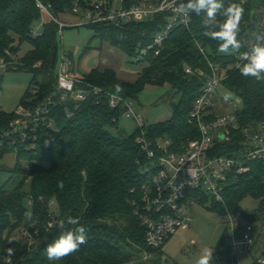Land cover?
Instances as JSON below:
<instances>
[{"label": "trees", "instance_id": "trees-1", "mask_svg": "<svg viewBox=\"0 0 264 264\" xmlns=\"http://www.w3.org/2000/svg\"><path fill=\"white\" fill-rule=\"evenodd\" d=\"M37 1L50 5L52 15L62 21L71 14L75 3L83 0H0V56L11 62L7 51L19 58L24 44L32 46L19 58V64L10 65L6 70L32 75L26 100L22 102L30 109L55 92L61 50L59 25L38 9ZM143 1L124 0V5L129 8ZM224 3L226 6L242 4L240 0H224ZM242 6L245 14L238 36L239 52H218V43L204 35L214 25L208 24L204 14L191 13L189 27H175L159 56L137 62L144 63L145 67L135 82L122 80L115 71L104 68H95L82 75L85 82L102 90V97H92L79 104L68 101L52 106L50 116L55 129L43 128L42 133L38 132L34 148L30 147L32 142L21 143L19 136L15 137L16 145L10 146L11 140L5 133L18 116L0 111V144H4L0 147V160L5 154L14 152L16 164L9 173L10 177L20 178L13 190L7 189L10 180L0 189V264H6V258L13 264L167 263L163 258L164 246L152 249L146 244L145 227L134 214V202L141 198L140 187L146 180L143 172L146 157L137 143L140 129L123 137L118 124L125 108L112 110L108 97L118 95L132 101L147 86H167L173 95V115L167 121L145 128L147 136L152 140L169 139L176 149L188 139L197 138L198 133L188 118L210 74L209 63L233 66L240 53L251 48L256 35L264 31V0H248ZM42 19L41 35L35 36L34 28ZM222 20L218 15L216 22ZM165 23L166 15L158 14L145 22L85 27L94 31V38L135 57L139 49L152 43L153 36ZM68 55L73 60V55ZM187 68H191V74L186 73ZM116 84L121 86L122 92H115ZM222 87L242 101L237 113L242 127H256L264 122V82L243 77L233 66ZM60 181H63V188L58 187ZM224 196V204L210 202L204 196L199 201L203 206L209 204V210L227 216L228 213L236 215L241 210L240 203L254 196L259 201L258 210L250 216L241 211L240 217L245 224L261 223L263 226L264 164L252 163L246 174L230 176ZM52 205L57 206L58 213L52 211ZM25 213L32 214L31 220L26 219ZM53 217L57 223L65 221L64 229L56 225L49 227ZM68 217L78 218L86 227L87 242L62 260L49 261L46 246L62 230L75 227L67 224ZM24 231H28L30 237L16 241L14 238ZM227 232L228 229L220 244L223 249H219L223 259L229 258L228 247L224 245ZM9 247L14 249L10 257L5 251ZM145 252L151 254V263L144 261Z\"/></svg>", "mask_w": 264, "mask_h": 264}, {"label": "built area", "instance_id": "built-area-1", "mask_svg": "<svg viewBox=\"0 0 264 264\" xmlns=\"http://www.w3.org/2000/svg\"><path fill=\"white\" fill-rule=\"evenodd\" d=\"M247 1L240 0L242 4ZM186 2L187 0H144L128 8L125 7L124 0H83L73 6L70 15L77 20L70 24L57 20L51 13L50 5L46 6L40 1L36 4L43 14L59 25V35H62L66 27L77 28L101 23L122 26L145 22L158 14H165L164 27L153 36L152 43L139 49L134 57L136 62H144L149 57L162 53L175 27H189L190 14L183 16L174 11L180 3ZM40 25L43 27L42 21ZM34 35L40 36L41 33L35 30ZM6 54L11 56L12 61L8 62L5 57L0 56V68L7 70L10 65L19 64V58L8 51ZM73 63L68 53L62 49L55 92L33 109L23 105L19 107L15 112L18 118L10 123L5 133V137L11 140L10 146L16 145L15 137L19 136L21 143L32 142L30 147L34 148L38 132L42 133L43 128L53 131L55 128L50 113L55 104L68 101L79 104L92 97H102L100 88L78 77ZM239 63L240 55L233 66L237 67ZM233 66L209 63L210 74L204 82L202 93L194 101L188 118L198 137L188 139L180 149H176L169 139H150L141 123L143 119L133 112L131 101L118 95L110 94L108 97L112 110L124 107L123 115L134 116L139 124L140 135L137 143L146 157L143 169L146 180L140 187L141 198L134 202V214L145 227V242L152 249L162 248L179 229L191 226L195 216L193 209L201 205L199 200L202 196L207 197L210 202L224 204L229 177L246 174L251 170L252 163L264 164V122L256 127H242L237 118L242 101L235 95L228 102L222 98L226 92L222 84L230 76ZM186 73L191 74V68H187ZM231 104L233 109L223 112V106L228 107ZM221 133L226 139H219ZM3 146L1 143L0 147ZM234 216L230 213L226 216L229 219L226 237L229 258L223 259L219 256L221 264H241L239 244L245 243L248 247L254 244L253 226L237 225ZM56 223L53 217L49 227ZM29 235L28 231L20 232L14 239L19 241L21 238L30 237ZM151 257V254L144 253L145 260ZM262 262L264 256L256 259L253 264ZM5 263L13 264L10 258H6Z\"/></svg>", "mask_w": 264, "mask_h": 264}, {"label": "rangeland", "instance_id": "rangeland-1", "mask_svg": "<svg viewBox=\"0 0 264 264\" xmlns=\"http://www.w3.org/2000/svg\"><path fill=\"white\" fill-rule=\"evenodd\" d=\"M43 19L42 22L44 23ZM76 20V17L67 15L62 22L70 24L76 22ZM34 29L36 32H41L43 27L39 23ZM94 36V31L86 27H66L63 29L62 35H59L61 50L63 49L73 55V69L78 77L81 78L82 75L95 68H104L115 71L122 80L135 82L145 64L137 63L134 57L107 42L94 38ZM31 49V45L24 44L18 53L19 58ZM31 80L32 75L29 73L7 72L6 69L0 68V109L3 112L12 114L22 106L23 100H26V93ZM172 96L170 95V88L167 86H147L131 101L133 112L143 119L141 123L145 128L167 121L173 115L171 108ZM240 105L241 108L242 104ZM223 107V112H228L234 106L231 104L228 107ZM138 125L134 116L125 114L121 117L118 128L123 137H128L137 131ZM22 163L24 162L22 161ZM15 164L16 155L14 152L5 154L0 160V189L7 180H10L7 189L13 190L20 180L16 176L10 177L9 170L14 168ZM209 206V204L196 206L193 209L195 216L191 226L179 229L164 245L163 258L167 261L166 264H196L201 250L205 247L214 249L212 264H221L218 259L221 256L219 249H223L220 244L225 236L229 219L220 213L209 210ZM240 207L241 210L237 211L234 217L236 224L242 226L245 223L240 217L242 216L241 211L248 216L255 214L259 208V201L254 196H248L240 203ZM52 211L58 213L57 206L52 205ZM252 226L254 228V244L250 247L245 243L239 244L238 254L241 264H253L256 259L263 257L264 225L254 223ZM224 245H227V243L225 242ZM151 260V258L144 259L148 263H151Z\"/></svg>", "mask_w": 264, "mask_h": 264}, {"label": "clouds", "instance_id": "clouds-1", "mask_svg": "<svg viewBox=\"0 0 264 264\" xmlns=\"http://www.w3.org/2000/svg\"><path fill=\"white\" fill-rule=\"evenodd\" d=\"M174 11L183 16H188L191 13L197 16L204 14L208 24L214 25L210 30L205 31L204 35L218 43V52H239L241 42L238 36L245 14L242 4L230 3L226 6L224 0H187L186 3H180ZM218 15L223 17L222 22H216ZM240 60L241 63L237 64V68L243 77H252L257 81L264 82V31L256 35L255 44L249 51L240 53ZM114 88L116 93L123 91L119 84L114 85ZM222 98L228 102L232 99V94L225 93ZM219 139L224 140L226 136L221 133ZM58 187L63 188V181L58 182ZM25 216L28 220L32 218L31 213H25ZM66 222L75 227L70 230H62L59 236L46 246L45 251L49 261L62 260L77 252L80 246L87 242V229L80 224L78 218L68 217ZM56 226L64 229L65 221H59ZM9 243L11 244L12 241ZM5 251L9 257L14 254V249L11 247ZM213 259L214 249L205 247L201 250L196 264H212Z\"/></svg>", "mask_w": 264, "mask_h": 264}, {"label": "crops", "instance_id": "crops-1", "mask_svg": "<svg viewBox=\"0 0 264 264\" xmlns=\"http://www.w3.org/2000/svg\"><path fill=\"white\" fill-rule=\"evenodd\" d=\"M242 244H243V243H242ZM242 244H241V245H242Z\"/></svg>", "mask_w": 264, "mask_h": 264}]
</instances>
